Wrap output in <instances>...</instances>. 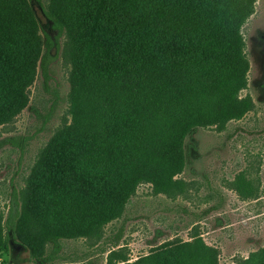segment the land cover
I'll return each instance as SVG.
<instances>
[{
  "label": "trees",
  "instance_id": "1",
  "mask_svg": "<svg viewBox=\"0 0 264 264\" xmlns=\"http://www.w3.org/2000/svg\"><path fill=\"white\" fill-rule=\"evenodd\" d=\"M14 1L0 0V115L12 102L8 91L14 79L12 70L19 67L20 45L15 43L19 34L28 30L39 39L40 54L31 66L34 73L46 63V45L58 44V37L42 34L31 0H21L20 7ZM66 2L49 0L44 10L60 32L67 30V23L58 7ZM255 2L94 0L89 4L86 40L80 43L70 37L63 45L64 60L77 68L68 110L72 123L62 125L72 138L56 153L47 176L37 182L43 187L39 198L31 174L8 214L0 210V250H7L12 235L23 228L44 247L32 259L55 264L60 258L59 240L86 237L99 245L106 238L105 227L125 215L139 182L151 181L155 194L173 198L185 194L188 183L175 176L186 163L181 153L186 138L200 126L224 125L233 118L216 104L236 102L246 85L243 68L248 60L242 29L255 12ZM122 59L128 62V69L122 68L133 74L134 83L129 102L119 101V112L130 121L120 139L118 130L104 127V116L97 109L100 96L106 99L104 85H109L100 74L92 76V65L108 68L111 75ZM141 74L145 78L142 88ZM119 75L125 73L117 69L115 76ZM94 81L98 86H91ZM203 82L210 83V88L203 87ZM118 142L122 148L115 155L112 147ZM94 154L99 157L93 159ZM110 158L117 167L115 176L95 184L91 173L100 176L104 160ZM135 166L140 168L136 171ZM247 171L236 174L232 187L244 199L258 198L260 183ZM193 236L180 244L178 257L168 258L165 264H219L216 250L197 234ZM52 242L58 244L55 253L47 249ZM111 244L109 264H163L156 254L130 261L117 241ZM57 264L84 263L72 259ZM239 264H264V248Z\"/></svg>",
  "mask_w": 264,
  "mask_h": 264
},
{
  "label": "rangeland",
  "instance_id": "2",
  "mask_svg": "<svg viewBox=\"0 0 264 264\" xmlns=\"http://www.w3.org/2000/svg\"><path fill=\"white\" fill-rule=\"evenodd\" d=\"M31 1L42 34L58 37V44L46 45L44 68L40 65L34 73L31 66L40 54L36 33L34 36L25 30L15 39L20 45L16 63L19 67L12 70L14 79L8 91L12 102L0 115V210L5 216L31 174L35 196L39 198L43 187L37 182L47 176L56 153L72 138L62 125L66 121L72 123L68 110L72 83H77V68L64 60L63 45L70 42V37L84 43L85 11L94 0L62 3L58 11L67 23V30L62 32L54 28L44 11L49 0ZM14 5L20 7L21 0H15ZM242 31L248 60L243 68L246 85L236 102L216 104L233 118L224 125L200 126L186 138L184 152L181 151L186 163L175 178L188 183L187 192L173 198L155 194L151 181L139 182L125 215L105 227L106 238L99 245L94 246L86 237L59 240L56 253L60 258L55 264L72 259L84 264H109L107 254L114 248L113 241L125 249L130 261L156 254L165 264L168 258L178 257L180 244L193 240L194 234L216 250L219 264H239L241 259L264 248V0H256L255 12ZM122 61L115 64L111 75L108 68L92 65V76L100 74L109 85H104L106 99L100 97L106 101L99 98L97 109L104 116V127L118 130L120 139L130 121L119 112L118 105L119 101L129 102L134 83L133 74L126 73L128 62ZM79 66L83 67V63ZM82 67L78 68L79 74L83 73ZM117 69L125 75L115 76ZM144 81L141 74L140 88ZM94 85L98 86L96 81L91 83ZM202 86L210 88V83L203 82ZM112 148L116 155L122 146L118 142ZM98 157L93 155V159ZM134 168L137 171L140 167ZM116 169L112 158L105 159L100 176L91 173L92 179L95 184L105 179L112 181ZM244 169L260 183L262 192L258 198L244 199L232 187L236 174ZM58 244L50 243L48 252L55 253ZM42 252L44 247L20 228L12 235L8 249L0 250V264H41L32 255Z\"/></svg>",
  "mask_w": 264,
  "mask_h": 264
}]
</instances>
